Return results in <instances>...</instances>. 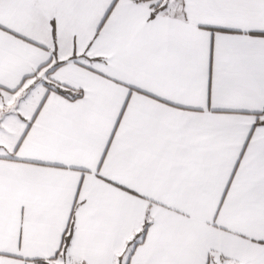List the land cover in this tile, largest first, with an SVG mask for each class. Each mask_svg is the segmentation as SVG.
Wrapping results in <instances>:
<instances>
[{"label":"snow or ice","instance_id":"snow-or-ice-1","mask_svg":"<svg viewBox=\"0 0 264 264\" xmlns=\"http://www.w3.org/2000/svg\"><path fill=\"white\" fill-rule=\"evenodd\" d=\"M0 264H264V0H0Z\"/></svg>","mask_w":264,"mask_h":264}]
</instances>
